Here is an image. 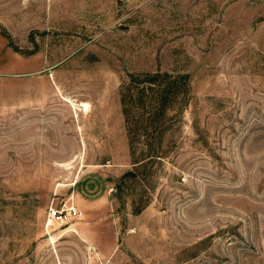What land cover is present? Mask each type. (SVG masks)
<instances>
[{"label":"rangeland","instance_id":"rangeland-1","mask_svg":"<svg viewBox=\"0 0 264 264\" xmlns=\"http://www.w3.org/2000/svg\"><path fill=\"white\" fill-rule=\"evenodd\" d=\"M0 89V264H264V0H0Z\"/></svg>","mask_w":264,"mask_h":264},{"label":"built area","instance_id":"built-area-1","mask_svg":"<svg viewBox=\"0 0 264 264\" xmlns=\"http://www.w3.org/2000/svg\"><path fill=\"white\" fill-rule=\"evenodd\" d=\"M47 216L55 223H64L69 219H76L79 214L73 207H62L61 209L51 207L47 212Z\"/></svg>","mask_w":264,"mask_h":264},{"label":"bare ground","instance_id":"bare-ground-1","mask_svg":"<svg viewBox=\"0 0 264 264\" xmlns=\"http://www.w3.org/2000/svg\"><path fill=\"white\" fill-rule=\"evenodd\" d=\"M68 103L74 110H84V112L87 111L88 105L86 103L80 102L79 104H76L70 100L68 101ZM49 223H51V221H49Z\"/></svg>","mask_w":264,"mask_h":264},{"label":"crops","instance_id":"crops-1","mask_svg":"<svg viewBox=\"0 0 264 264\" xmlns=\"http://www.w3.org/2000/svg\"><path fill=\"white\" fill-rule=\"evenodd\" d=\"M7 89V88H6ZM6 89H3V90H6ZM7 90H10V89H7ZM0 92L2 93L3 91H1V89H0ZM9 103H11V101L9 102ZM72 108V107H71Z\"/></svg>","mask_w":264,"mask_h":264}]
</instances>
